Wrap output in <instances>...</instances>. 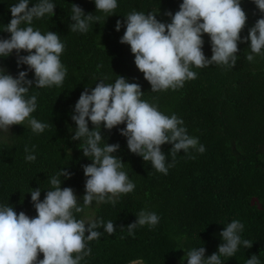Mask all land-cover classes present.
Returning <instances> with one entry per match:
<instances>
[{
    "label": "trees",
    "instance_id": "trees-1",
    "mask_svg": "<svg viewBox=\"0 0 264 264\" xmlns=\"http://www.w3.org/2000/svg\"><path fill=\"white\" fill-rule=\"evenodd\" d=\"M17 2L0 0V39L10 38L4 28L12 18L9 7ZM37 2L29 0V8ZM51 2L56 5L54 15L34 18L31 26L41 33L52 31L60 36L65 47L59 58L67 74L61 86L38 88L34 82L26 94V98L37 97L36 110L30 118L47 125L43 132H33L25 120L22 125L11 126L8 137L0 139V206L35 217L32 189H41L43 201L47 190H52L49 178L63 169L71 176L60 177L61 188H72L78 205L83 207L87 177L82 166L92 161L80 149L83 138L72 139L77 125L71 117L86 88L90 93L100 80L114 83L122 76L141 86L142 100L157 106L165 115L175 114L182 119L187 134L198 138L206 150L203 154L193 149L187 154L181 150L175 167H170L165 175L151 161H144L129 150L127 138L120 135L126 124L108 130L102 123L100 146L119 144L112 155L122 160V170L135 189L119 194L115 205L94 200L83 212L73 210L77 220H84L87 210L93 209V216L85 221L86 227L100 219L105 223L112 221L115 226L111 235L103 227L96 229L101 236L86 241L91 254L80 264H187L186 253L199 247L206 249L208 258L218 252L223 242L220 232L232 220L244 225L241 239L253 244L251 248L241 244L233 257L222 256V264H246L252 255L264 264V55L252 54L250 41L238 42L234 67L215 63L203 68L192 66L196 79L185 81L176 90L154 92L136 67L130 45L120 43L126 30L123 22L127 14L137 11L156 13L158 21L170 23L166 13L174 15L183 0H117V8L109 14L96 11L94 0ZM72 4L80 6L86 15L99 16L100 21L93 22L86 33L71 32ZM241 7L247 15L240 33L243 40L264 13L253 0H241ZM117 20L122 22L119 31ZM202 39V51L210 59V37L203 34ZM248 54L254 56L253 61L246 59ZM20 55L27 53L21 51ZM0 61L4 65L0 68L14 78L19 71H28L27 79L35 80L33 71L17 67L15 50L8 57H0ZM88 127L90 131L94 129L91 121ZM25 146L29 153L24 151ZM171 148L167 143L161 146L166 165L172 162ZM28 154L35 155V161H26ZM142 209L156 213L159 222L154 227L137 226L134 236H130L127 226L136 221ZM38 258L43 259V254Z\"/></svg>",
    "mask_w": 264,
    "mask_h": 264
},
{
    "label": "clouds",
    "instance_id": "clouds-1",
    "mask_svg": "<svg viewBox=\"0 0 264 264\" xmlns=\"http://www.w3.org/2000/svg\"><path fill=\"white\" fill-rule=\"evenodd\" d=\"M253 2L264 13V0ZM94 3L96 11L106 14L114 13L118 6L117 0H94ZM28 5L29 0H18L9 7L12 18L4 31L11 35L8 39H0V57H8L15 50L17 67L27 65L35 78L34 81L27 79L28 71H19L14 78L0 68V130L5 132L13 125H22L25 120L33 132H43L47 125L30 118L36 110L37 97L26 98V94L34 82L38 88L61 86L67 74L59 58L65 47L60 36L52 31L41 33L31 26L34 18L53 16L56 5L51 0H38L31 8ZM71 12V32L86 33L93 22L100 21L99 16L86 15L76 4H72ZM166 15L171 18L170 23L158 21L156 13L132 11L123 22L126 30L120 43L130 45L134 63L150 83L151 91L182 88L185 81L197 77L192 66L203 68L215 63L234 67L238 42L250 41V52L264 55V18L258 19L249 29L248 36L241 40L240 33L247 21L241 0H183L174 15L170 11ZM121 27L122 22L117 20L116 31ZM203 34L210 37V59L202 51ZM21 51L27 55H20ZM252 54L246 56L249 62L254 59ZM142 95L138 83H129L122 76L114 83L100 80L90 93L87 88L81 93L71 118L77 125L72 139L81 141L83 138L80 149L92 161L82 166L87 177L83 207L78 205L72 188H61L60 177L71 176L63 169L49 178L52 190H47L43 201L40 200L41 189H32L35 217L30 218L22 211L17 214L10 206H0V264H80L91 254L86 241L101 236L96 229L103 227L109 235L115 232L112 221L94 220L86 227L84 220H77L73 215V210L83 212L94 200L115 205L119 194L135 189V184L122 170V160L112 155L118 151L119 144L100 146L102 123L108 130L126 124L120 129V135L127 138L129 150L144 161H151L152 166L165 175L170 167H175L176 155L181 150L186 154L189 149L200 154L205 152L199 139L187 134L182 119L175 114H163L157 106L142 100ZM89 121L94 125L91 131ZM166 143L172 145L169 152L172 162L167 165L166 155L161 150ZM24 151L29 153V148L25 146ZM34 151L35 146L32 147ZM189 158L195 159V156ZM25 159L31 162L36 157L28 154ZM158 222L156 213L142 209L136 221L127 226L128 235L134 236L137 226L154 227ZM243 228L240 221L232 220L220 232L223 242L217 253L205 258L204 247L193 248L186 253L187 264H222L221 257H233L241 244L251 248V241L241 239ZM40 253L43 259L38 258ZM73 253H76L75 257ZM131 264L139 262L132 261ZM246 264H260V260L252 255Z\"/></svg>",
    "mask_w": 264,
    "mask_h": 264
},
{
    "label": "rangeland",
    "instance_id": "rangeland-1",
    "mask_svg": "<svg viewBox=\"0 0 264 264\" xmlns=\"http://www.w3.org/2000/svg\"><path fill=\"white\" fill-rule=\"evenodd\" d=\"M3 66H4V65H3V64L1 63V61H0V67H3ZM20 67H24V68H26L27 70H29L27 65H21ZM12 72H13V71H12ZM10 132H11V127H10L9 131H7V132H5V131H3V130H0V139H2V138H7L8 135L10 134ZM79 195H80V194H79ZM92 216H93V209H92V208H89V209L87 210V212L85 213V215L83 216V219H84V221H87V220H89Z\"/></svg>",
    "mask_w": 264,
    "mask_h": 264
}]
</instances>
